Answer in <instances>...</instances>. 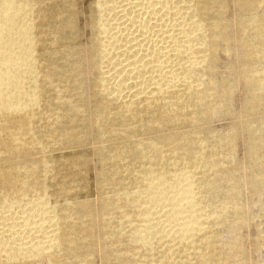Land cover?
Listing matches in <instances>:
<instances>
[{"label":"bare ground","instance_id":"1","mask_svg":"<svg viewBox=\"0 0 264 264\" xmlns=\"http://www.w3.org/2000/svg\"><path fill=\"white\" fill-rule=\"evenodd\" d=\"M122 3L0 0V264L261 263L264 0Z\"/></svg>","mask_w":264,"mask_h":264},{"label":"rangeland","instance_id":"2","mask_svg":"<svg viewBox=\"0 0 264 264\" xmlns=\"http://www.w3.org/2000/svg\"><path fill=\"white\" fill-rule=\"evenodd\" d=\"M122 1L123 0H116V2H118L119 3V6H122V5H120V2H121V4H123L122 3ZM132 1V0H131ZM143 1V0H142ZM127 2H129V0H124V3H127ZM140 7H137V9H135V11H130V12H128L127 13V15L126 16H122V19H120V17L121 16H119V18L116 20L117 21V26H119V24L120 25H122L123 23H125L126 22V19L128 20L129 19V17H130V19H131V17H132V19H134L135 20V25L136 26H134V25H132V24H128L127 22V25H122L121 27H119V28H115L114 30H112L111 29V31L113 32V33H116L117 35H118V37H120V38H122V40L123 39H125L126 40V42H128V41H130V43L128 42L127 44H128V47L129 46H131V47H129V49L130 50H134V49H138V48H135V44H136V42H137V44L139 43V44H141V47L143 48V49H148V47H154L153 46V43L155 42V43H157L158 44V42H159V44H160V41L162 40V38H163V36L161 35V32H159L158 30H159V26H162V25H164V23L163 24H161V25H159L160 23H156L157 24V26H155V25H152V24H150L149 26H150V29H148L147 31H143V32H140V31H138V30H136L137 29V25L142 21V22H149V17L147 16V14L146 13H144V12H139L140 10H138ZM121 10V8H119L118 9V11H120ZM138 10V11H137ZM135 14H134V13ZM139 13V14H138ZM143 13V14H142ZM140 14H142L141 16H139ZM145 14V15H144ZM136 16V17H135ZM128 17V18H127ZM144 17V18H143ZM126 18V19H125ZM145 18H147V20H145ZM149 19V20H148ZM172 19H175V18H172ZM121 20V21H120ZM125 21V22H124ZM137 22H139V23H137ZM141 22V23H142ZM154 22V21H153ZM149 24V23H148ZM168 24L169 23H167L166 25L168 26ZM132 26V27H131ZM152 26H154V28L152 27ZM124 27H126V30H124L125 28ZM123 28V29H122ZM152 28V29H151ZM158 28V29H157ZM163 28H165V27H163ZM121 29H122V31H121ZM138 29H139V27H138ZM136 30V31H135ZM155 30H157V31H155ZM130 31H131V33H130ZM138 31V32H137ZM135 32H137V33H135ZM132 34V35H130V34ZM147 33V34H146ZM153 33V34H152ZM120 34V35H119ZM135 34V35H134ZM128 35V36H127ZM151 35V36H150ZM131 36H135L137 39H136V41H131L130 40V38H131ZM138 36L140 37V38H138ZM150 36V37H149ZM124 37V38H123ZM155 37V38H154ZM165 37V36H164ZM146 38V39H145ZM148 38V39H147ZM158 38V39H157ZM143 39L144 40H146V41H144V43H143ZM154 39V40H153ZM160 39V40H159ZM152 40V41H151ZM140 41H142V43L140 42ZM147 41H150V42H147ZM125 42V43H126ZM123 43H124V41H123ZM122 43V44H123ZM151 43V45H149ZM154 43V45H156L157 47H159L157 44H155ZM147 47V48H144V47ZM137 47V46H136ZM133 48V49H132ZM124 58V56L123 57H120V59L122 60ZM115 77V76H114ZM114 80H115V82L118 80V78L117 79H113V80H111V83H113L114 82ZM0 223H2V221H0ZM16 230H20L19 228L18 229H16ZM253 244H255L254 243V241H251V243H250V240L247 242V247L248 248H253V246L251 247V245H253ZM154 248H156V249H154V251H156L158 248H159V245L157 244V243H155V245H154ZM162 248H160V250H161ZM159 249L156 251V252H154V251H151V252H154L153 254L155 255V257H158L160 254L159 253H162L163 252V250H161L160 251ZM251 250V249H250ZM153 258V257H152ZM149 260L151 261V263H152V259L151 258H149ZM256 261V262H255ZM254 262H252V264H264L263 262L264 261H261V263H260V261L259 260H255Z\"/></svg>","mask_w":264,"mask_h":264}]
</instances>
